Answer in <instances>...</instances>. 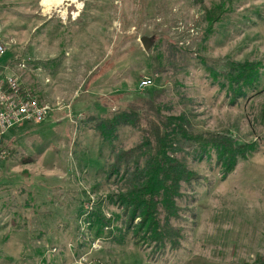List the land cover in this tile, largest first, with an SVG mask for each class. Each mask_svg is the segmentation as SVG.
<instances>
[{
	"label": "rangeland",
	"instance_id": "rangeland-1",
	"mask_svg": "<svg viewBox=\"0 0 264 264\" xmlns=\"http://www.w3.org/2000/svg\"><path fill=\"white\" fill-rule=\"evenodd\" d=\"M40 2L0 0V63L11 70L0 78L13 76L17 98L50 109L0 138V264H250L263 255L264 0H79L80 10L64 0L46 13ZM247 61L256 62L252 88L230 104L221 84L231 63ZM154 96L174 113L191 109L196 129L255 147L226 176L214 154L184 156L200 179L181 189L157 245L113 200L123 187L90 122ZM138 141L125 126L115 144Z\"/></svg>",
	"mask_w": 264,
	"mask_h": 264
},
{
	"label": "trees",
	"instance_id": "trees-1",
	"mask_svg": "<svg viewBox=\"0 0 264 264\" xmlns=\"http://www.w3.org/2000/svg\"><path fill=\"white\" fill-rule=\"evenodd\" d=\"M255 76L256 62L230 64L226 85L221 84L230 104L246 95ZM171 109L170 102L157 101L154 96L139 105L131 103L110 115L90 119L100 142L110 145L108 176L123 187L113 194V200L129 212L127 224L139 219L140 238L156 245L170 235L169 221L178 214L181 189L200 179L184 156L191 154L200 159L214 154L221 175L226 176L238 156L255 148L253 143H236L228 135L196 129L191 109L185 107L178 113ZM125 126L139 132V141L131 148L121 149L115 143ZM91 216L99 227L106 226L101 212L93 211ZM250 264H264V254L257 255Z\"/></svg>",
	"mask_w": 264,
	"mask_h": 264
},
{
	"label": "built area",
	"instance_id": "built-area-1",
	"mask_svg": "<svg viewBox=\"0 0 264 264\" xmlns=\"http://www.w3.org/2000/svg\"><path fill=\"white\" fill-rule=\"evenodd\" d=\"M5 51V44L0 43V57ZM150 82L149 79H143L140 87H146ZM18 89V83L13 76L0 78V138L6 130L22 120L43 121L45 114L50 110L47 106L38 105L35 101H21L17 98Z\"/></svg>",
	"mask_w": 264,
	"mask_h": 264
},
{
	"label": "bare ground",
	"instance_id": "bare-ground-1",
	"mask_svg": "<svg viewBox=\"0 0 264 264\" xmlns=\"http://www.w3.org/2000/svg\"><path fill=\"white\" fill-rule=\"evenodd\" d=\"M64 0H41V5L43 7V11L49 12L51 8L58 6L61 4ZM73 3H75L78 10L82 7V3L79 2V0H71ZM78 12H75L74 15L76 16Z\"/></svg>",
	"mask_w": 264,
	"mask_h": 264
},
{
	"label": "water",
	"instance_id": "water-1",
	"mask_svg": "<svg viewBox=\"0 0 264 264\" xmlns=\"http://www.w3.org/2000/svg\"><path fill=\"white\" fill-rule=\"evenodd\" d=\"M140 42L145 50H148L152 43L151 37L143 36L140 38Z\"/></svg>",
	"mask_w": 264,
	"mask_h": 264
},
{
	"label": "crops",
	"instance_id": "crops-1",
	"mask_svg": "<svg viewBox=\"0 0 264 264\" xmlns=\"http://www.w3.org/2000/svg\"><path fill=\"white\" fill-rule=\"evenodd\" d=\"M2 63H0V74H10L11 72H9V71H11V70H8V67H7V65L5 64V65H1ZM12 74H13V72H12Z\"/></svg>",
	"mask_w": 264,
	"mask_h": 264
}]
</instances>
